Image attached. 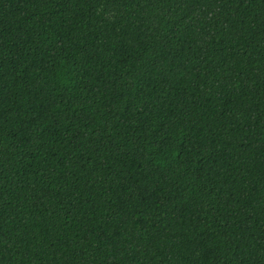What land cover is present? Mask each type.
<instances>
[{"label":"trees","instance_id":"trees-1","mask_svg":"<svg viewBox=\"0 0 264 264\" xmlns=\"http://www.w3.org/2000/svg\"><path fill=\"white\" fill-rule=\"evenodd\" d=\"M0 264H264V0H0Z\"/></svg>","mask_w":264,"mask_h":264}]
</instances>
